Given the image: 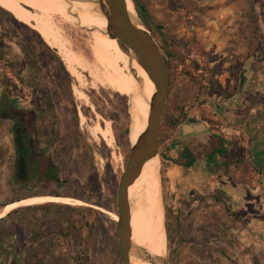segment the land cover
Here are the masks:
<instances>
[{
	"label": "rangeland",
	"instance_id": "obj_1",
	"mask_svg": "<svg viewBox=\"0 0 264 264\" xmlns=\"http://www.w3.org/2000/svg\"><path fill=\"white\" fill-rule=\"evenodd\" d=\"M140 2L148 12L154 37L164 48V36L171 46L170 51L184 59V66L178 65L169 77L168 99L160 125L157 174L164 215L166 263L264 264V231L254 238V244L243 245L236 212L219 209L218 197L206 196L192 204L193 208L186 204L185 193L178 195L173 191V164L161 158H171L177 153L179 129L185 123H203L208 133L206 139H225L226 127L219 121L221 114L228 108L235 111L237 103L239 111L244 112L247 101L251 102L264 73V0ZM3 18L0 19V47L5 54L0 61V81L6 77L10 85H14L13 106L20 113L9 110L2 104L4 99L0 100V205L45 190L47 196H52L49 192L54 191L60 198L78 200L83 205L70 206L76 209L71 212L57 207L43 209L44 204H33L25 206L32 209L16 207L10 210H18L16 213L3 214L0 217L3 226L21 243L8 257L0 253V264H121L114 223L118 219L116 190L129 148L117 143L113 121L124 119L128 98L99 86L92 88L85 73L80 85L70 74L67 78L52 53L36 48L35 38L27 31L9 28L7 18ZM91 25L101 34L99 26ZM67 27L74 42L88 55L83 44L90 32L77 25ZM103 38L119 48L116 39L106 34ZM27 46L37 54L38 69L24 60L23 48ZM49 49L55 51L62 63L57 51ZM191 61L199 68L195 69ZM141 69L139 67L140 75ZM184 71H188L191 78L184 77ZM75 90L85 94L87 102H81L74 95ZM90 91H95L94 103L104 104L106 118L92 103L88 96ZM46 96L51 105L49 109L45 108ZM34 115L36 127L48 137L44 148L40 149L43 157L40 153L33 156L31 153L30 139L34 138V132H30V124ZM105 121L110 122L114 137L110 148L101 133L95 139L89 132L96 123L104 127ZM129 121L130 133V115ZM15 130L19 131L20 143L26 151L27 171L22 178L17 176ZM215 159L220 161L221 158ZM162 171L166 173L164 184ZM49 175L53 176L50 181ZM93 186L100 191L98 202L87 203L78 198L87 196V187ZM213 206L215 209H209Z\"/></svg>",
	"mask_w": 264,
	"mask_h": 264
},
{
	"label": "bare ground",
	"instance_id": "obj_2",
	"mask_svg": "<svg viewBox=\"0 0 264 264\" xmlns=\"http://www.w3.org/2000/svg\"><path fill=\"white\" fill-rule=\"evenodd\" d=\"M125 5L127 13L134 21L136 14L133 3L125 0ZM0 8L9 12L16 21L30 26L47 46L56 50L66 71L79 85L83 84L82 73H85L91 80L92 88L99 86L128 98V113L132 123L128 139L129 144L134 145L148 125L149 102L155 93V85L143 69L140 75V66L131 60L128 54L103 38L107 22L99 14L97 6L69 3L65 0H0ZM91 24L99 26L101 34ZM75 25L90 30L83 44L88 55L80 50L81 45L76 44L69 35L67 26L72 28ZM74 95L81 99V102L88 100L87 96L78 90L74 91ZM89 132L95 139H98L101 133L106 146L112 147L114 137L110 122L105 121L104 127L96 123ZM157 165V161L149 160L127 188L129 228L130 239L134 245L145 249L151 256L164 259L165 226ZM33 204L83 205L82 202L69 198H36L4 206L0 210V217L16 207ZM130 264L148 263L131 256Z\"/></svg>",
	"mask_w": 264,
	"mask_h": 264
},
{
	"label": "crops",
	"instance_id": "obj_3",
	"mask_svg": "<svg viewBox=\"0 0 264 264\" xmlns=\"http://www.w3.org/2000/svg\"><path fill=\"white\" fill-rule=\"evenodd\" d=\"M264 73L251 102L244 112L234 104L226 109L219 121L225 125V139L221 159L213 156L201 164L184 168L173 164L171 184L177 194L185 193L186 204L193 205L206 196L219 198V209H231L237 214L238 230L243 245L254 244V238L264 231ZM186 128L181 125L180 142L175 160L187 139L208 136L207 129L195 123ZM202 128L204 125L201 126ZM210 136V135H209ZM235 140V141H233ZM185 175V177H184ZM187 193V194H186ZM193 204V205H192ZM215 209V206L209 208ZM237 223V225H238ZM264 237V234L263 236ZM264 243V242H263Z\"/></svg>",
	"mask_w": 264,
	"mask_h": 264
},
{
	"label": "water",
	"instance_id": "obj_4",
	"mask_svg": "<svg viewBox=\"0 0 264 264\" xmlns=\"http://www.w3.org/2000/svg\"><path fill=\"white\" fill-rule=\"evenodd\" d=\"M65 1L97 6L99 14L107 22L106 35L111 39H116L120 45L128 50L130 59L134 60L143 69L155 85V93L149 102L148 125L134 145L129 144L128 158L118 180L116 190V215L118 219L114 223L116 226L117 250L121 264H130L131 256L148 264H167L165 258L161 259L151 256L145 249L131 242L129 228L130 207L127 198V188L139 176L143 166L153 158H156L157 163L159 161L160 125L167 104L169 87L167 51L137 16L135 9L136 18L134 21L131 20L126 11L125 0ZM71 16L76 18L75 15L71 14ZM88 31L90 32V30ZM131 72L134 75V72ZM187 126H193V124L183 125L185 128ZM201 126H199L200 129L206 130V128ZM16 148L19 154L17 176L22 178L27 171L25 165L26 151L20 142L16 143Z\"/></svg>",
	"mask_w": 264,
	"mask_h": 264
},
{
	"label": "trees",
	"instance_id": "obj_5",
	"mask_svg": "<svg viewBox=\"0 0 264 264\" xmlns=\"http://www.w3.org/2000/svg\"><path fill=\"white\" fill-rule=\"evenodd\" d=\"M133 5H134V9L138 15V17L142 20V22L150 29V25H149V16H148V12L145 8V6L140 2V0H131ZM9 12H5L2 9H0V19L4 20V16L7 18V23H9V28H16L19 31H27L29 33V35H31L33 38H35L36 40V48H40L41 50H45L46 52H50L52 53V56L54 58L55 61H57L59 64H61L62 66V70L64 75L69 78V73L66 71L65 67H63L61 61L59 60V58L57 57L55 51H51L49 49V46L46 45V43L42 40V38L40 37V35L34 30H30L25 24L20 23L18 21H16L13 16L11 17V14L9 15ZM3 22V21H2ZM157 30H161V28L159 26L155 27ZM153 31V30H152ZM256 32V31H255ZM117 41V40H116ZM162 41H163V45L164 48L166 49L168 56H169V77L171 78L172 72L176 69V67L178 65H183L184 66V59L181 56H177L174 52L170 51L171 46L169 43L166 42V40L164 39V36H162ZM118 47L124 52L127 53V50L124 46L120 45L119 42L117 41ZM4 51L3 49L0 47V61L3 60L4 58ZM23 54H24V60L25 62L31 66L33 69H38L36 63H37V54L35 52L34 49H31V47L27 46V49L23 48ZM192 64L194 65L195 69H198V65H196V62L191 61ZM182 75L184 77H188L191 78V74L188 71H184L182 73ZM14 89V85H10L9 83V79H7L6 77H4L3 81H0V100L4 99V102L2 104L6 105L7 108H9V110H12L13 112H15L16 114H19V111H16L14 109L13 106V99H12V94H13V89ZM95 91H90L89 93V97L92 101V103L94 104V106L96 107L98 111V113L102 116H105L103 113V108H104V104L102 102H100V105L102 107H100V105H97L96 103H94V96ZM44 102H45V108L49 109L51 107L50 102L48 100V96L44 97ZM27 116H24V120H26ZM106 118V116H105ZM130 124L129 121V116L127 111L124 113V119H122V121H118L117 119L113 121V133L114 136L116 138V141L118 144H120L121 146H124L126 148H129V139H128V126ZM170 125H174L169 123ZM208 134V133H207ZM16 135V134H15ZM225 139L221 138V137H210L209 139H206V136H202V137H198V138H194V139H187L184 142V146L182 151L179 153V155L177 156V158L175 160H172V158L170 157H161L162 159L167 160L166 162H171L172 164L184 167V168H189L191 166H201V164L205 163L206 160H208L209 158L213 157V156H217V157H221L222 155V150L224 147V143H225ZM161 156V153H160ZM26 159V158H25ZM18 164V162H17ZM50 170H49V174L52 171V166H50ZM17 169V167H16ZM18 172V169H17ZM53 176H48V180H52ZM164 181H166V173L164 171H162L161 173V182L164 184ZM54 197H59V195L57 193H55L54 195H52ZM48 196H41V198H46ZM36 197L34 196H30V197H25V198H21V199H17V200H10L5 204H1L0 208L2 209L4 206L9 205V204H13L15 202H20L23 200H32L35 199ZM40 198V197H38ZM42 208H49V207H57L58 209H63L66 211H71L74 212L76 211V209H73L70 206H66V205H53V204H44L41 206ZM32 209L31 207H25L24 209H20V210H29ZM18 210H13L10 211L7 214H14L16 213ZM3 219H0V238H1V244H0V253L1 256H10L14 253V251L20 247L19 244L21 243V241H19V239H17L10 230H8L6 227L3 226ZM168 231V230H167ZM168 236V240L170 239L169 235ZM167 250H170V245L167 246Z\"/></svg>",
	"mask_w": 264,
	"mask_h": 264
},
{
	"label": "flooded vegetation",
	"instance_id": "obj_6",
	"mask_svg": "<svg viewBox=\"0 0 264 264\" xmlns=\"http://www.w3.org/2000/svg\"><path fill=\"white\" fill-rule=\"evenodd\" d=\"M36 118L37 117L34 115L33 119L31 120V124H30V132L31 131L34 132V135H33L34 138H32L33 140L30 139L31 142H32V151H31L32 156L34 155V153H40L41 155L43 154L42 152H40V149L44 148L46 139L48 138L45 133H43L41 130H39L36 127V122H37ZM185 124H191V122L190 123H185ZM195 124L196 125H203V123H200V122L195 123ZM15 134H16L15 135V137H16V139H15V141H16L15 142V148H16V143L20 142L21 138H19V131L15 130ZM22 144L23 143L21 142V145ZM16 150H17V148H16ZM17 153H18V151H17ZM28 156H29V154H28ZM42 157H43V155H42ZM25 158H26V156H25ZM18 159H19V154H18ZM31 165H32V163H31ZM95 187L94 186L93 187H87V193H86L87 196L86 195H79L78 198L82 199L83 201H85L87 203H93V202H95V200L97 201L98 200V195L100 197H101V195H100V191H99L98 187H96V188ZM47 193H48V191L45 190L43 193L36 194L34 197L47 196ZM49 193L52 194V195L55 194L54 191L49 192ZM67 195H70V194L67 193ZM74 196H76V195H74ZM101 205L103 207H105L104 204H101ZM43 209H45V208H43Z\"/></svg>",
	"mask_w": 264,
	"mask_h": 264
}]
</instances>
